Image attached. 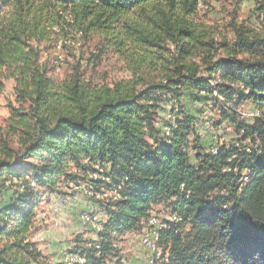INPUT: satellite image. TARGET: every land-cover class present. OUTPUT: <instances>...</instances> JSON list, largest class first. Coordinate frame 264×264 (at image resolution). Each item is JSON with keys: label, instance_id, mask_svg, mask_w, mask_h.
<instances>
[{"label": "trees", "instance_id": "1", "mask_svg": "<svg viewBox=\"0 0 264 264\" xmlns=\"http://www.w3.org/2000/svg\"><path fill=\"white\" fill-rule=\"evenodd\" d=\"M255 1L254 15L264 18V0ZM160 2L150 19L159 38L141 28L126 33L174 49L162 79L135 74L132 82L93 89L77 65L60 87L40 64L57 8L86 35ZM199 7L200 0H0V83L15 81L19 107L10 111L30 128L28 144L0 156V194L13 182L20 191L0 209V264H51L30 238L36 190L55 192L58 182L75 180L94 196H111L102 202L107 220L98 243L79 235L66 264H108L118 239L142 237L162 204L177 221L157 217L167 224L157 264H264V34L234 25V41L218 43L194 30ZM186 93L219 109L239 146L216 145L217 154L204 147L183 110ZM165 102L178 104L174 121H161ZM249 103L259 114L247 124L241 110Z\"/></svg>", "mask_w": 264, "mask_h": 264}, {"label": "rangeland", "instance_id": "2", "mask_svg": "<svg viewBox=\"0 0 264 264\" xmlns=\"http://www.w3.org/2000/svg\"><path fill=\"white\" fill-rule=\"evenodd\" d=\"M259 1V0H258ZM261 1V0H260ZM257 1L255 0H200L192 24L194 30L203 35L213 36L218 43L232 42L235 39L234 25L245 24L254 33L264 34V18L254 15ZM162 2L150 5L145 10L134 11L125 19H119L111 29H92L88 34L81 35L72 29L71 15L64 8H57V22L51 31V39L41 44L44 52L40 64L46 68L48 76L56 85L62 87L74 75L73 68L81 65L82 80L93 89L113 87L118 83L132 82L135 74L146 79H162L172 61L174 49L163 46L154 48L137 41L126 31L141 28L150 36H159L150 19L156 17L155 7ZM9 6L4 14L11 13ZM68 11V10H67ZM55 14V13H54ZM56 19V17H55ZM159 38V37H158ZM222 52L218 58L222 57ZM199 63V62H198ZM10 71L11 75L13 71ZM152 80V81H153ZM15 81L4 79L0 83V156L3 149L9 147L17 150L21 142H29V129L21 122L14 121L10 106L19 107L15 98ZM186 93L182 106L184 111L194 120V131L199 135L201 144L210 152L216 151V145L237 143L236 134L228 128L227 117L217 108L196 106V97ZM178 110L174 102L162 103L159 116L161 121L172 120L170 113ZM247 124L259 114L253 104H246L241 110ZM243 121V120H242ZM30 126V124H29ZM34 135H32V138ZM193 138V137H192ZM24 146V145H23ZM191 154L198 153L191 149ZM28 164L38 163L31 159ZM29 180V179H28ZM19 184L13 182L0 194V209L7 207L18 198ZM40 202L35 211V220L30 233L31 241L45 259L51 264L72 262L71 251L75 239L84 236L86 242L98 243V230L106 223L107 216L103 210V199L107 196H94L88 185L78 180L57 183L55 192L36 190ZM167 204L157 205L153 214L165 221L173 217ZM141 236H125L117 241V255L108 260V264H157L162 258L153 256L141 243Z\"/></svg>", "mask_w": 264, "mask_h": 264}, {"label": "bare ground", "instance_id": "3", "mask_svg": "<svg viewBox=\"0 0 264 264\" xmlns=\"http://www.w3.org/2000/svg\"><path fill=\"white\" fill-rule=\"evenodd\" d=\"M212 153L217 154L216 151H212ZM170 218H171V222L177 221V218L174 216ZM170 218L166 220L169 222ZM161 220H160V224L156 226L155 216L149 219L148 228H146V231L143 233L141 237L142 246H144V248H146L148 252L152 253L153 256H156V257H159L161 255V248L159 247V242L161 238V233L167 228L166 222H163ZM148 235H150V243H152L151 246L149 247H148ZM72 262H69V263H72Z\"/></svg>", "mask_w": 264, "mask_h": 264}, {"label": "built area", "instance_id": "4", "mask_svg": "<svg viewBox=\"0 0 264 264\" xmlns=\"http://www.w3.org/2000/svg\"><path fill=\"white\" fill-rule=\"evenodd\" d=\"M174 121V119H173ZM155 220H156V226L160 224V219L157 218V216H155ZM171 221V218H170ZM152 243H150V235H148V247L151 246Z\"/></svg>", "mask_w": 264, "mask_h": 264}]
</instances>
